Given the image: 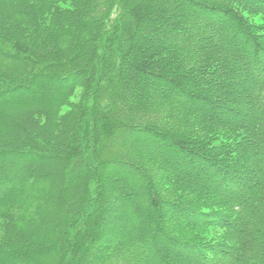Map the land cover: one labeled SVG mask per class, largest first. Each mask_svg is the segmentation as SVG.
Returning a JSON list of instances; mask_svg holds the SVG:
<instances>
[{
  "label": "trees",
  "instance_id": "16d2710c",
  "mask_svg": "<svg viewBox=\"0 0 264 264\" xmlns=\"http://www.w3.org/2000/svg\"><path fill=\"white\" fill-rule=\"evenodd\" d=\"M0 264H264V0H0Z\"/></svg>",
  "mask_w": 264,
  "mask_h": 264
},
{
  "label": "rangeland",
  "instance_id": "374dc122",
  "mask_svg": "<svg viewBox=\"0 0 264 264\" xmlns=\"http://www.w3.org/2000/svg\"><path fill=\"white\" fill-rule=\"evenodd\" d=\"M81 93H82V88H77L74 91V95L72 96L73 101H77V98L81 95ZM148 171L156 173V171H159V170H157V168H154L153 166H149ZM164 191L167 194H170V191L168 190L166 185H164ZM201 233L204 234L203 236L205 238H212V237L219 236L221 234V231L217 229H214V230L213 229H207V230L202 229Z\"/></svg>",
  "mask_w": 264,
  "mask_h": 264
}]
</instances>
